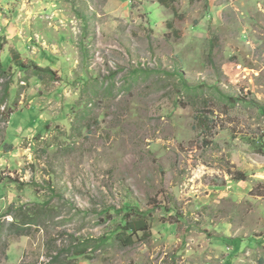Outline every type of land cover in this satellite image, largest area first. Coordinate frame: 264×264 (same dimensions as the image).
Masks as SVG:
<instances>
[{"label": "rangeland", "instance_id": "obj_1", "mask_svg": "<svg viewBox=\"0 0 264 264\" xmlns=\"http://www.w3.org/2000/svg\"><path fill=\"white\" fill-rule=\"evenodd\" d=\"M165 3L0 0V264H264V0Z\"/></svg>", "mask_w": 264, "mask_h": 264}, {"label": "trees", "instance_id": "obj_2", "mask_svg": "<svg viewBox=\"0 0 264 264\" xmlns=\"http://www.w3.org/2000/svg\"><path fill=\"white\" fill-rule=\"evenodd\" d=\"M161 1H162V4H166L165 0H161ZM190 1L193 2L195 0H190ZM2 49H3V46L0 44V53ZM11 59H12L13 66L19 69L20 71H24V72L29 71V70H26L28 67L26 68L23 62L19 60V54L15 53L13 55V58ZM1 72L5 73L6 70L4 69V64H2L0 60V73ZM34 73H35L34 76L39 77L41 74L45 72L34 69ZM234 100L237 101L236 99ZM237 180H244V176L243 178L241 177L237 178ZM111 211L112 213H110L109 210H104L102 211V215L107 216V217L109 216L111 221L115 219L114 217L119 216L120 220L114 226V229L112 230V234H111L112 236H110V238L106 240L107 242L106 241H96V242H92L91 244H86V245H85V242H80L76 245H71L64 251L58 252L56 256H52L49 264H60L61 263L60 260L63 257H69V259H73L78 256H83L86 254L87 249H89L90 247L91 248L94 247L95 249L103 248L105 245L104 242L108 243L109 245L119 244L122 247H129V246L134 245L135 243L134 238L137 237L138 234H142V236L144 237L151 236V227H150L149 222L151 219V214L153 213L152 211L143 212L139 210L138 208H132L130 206H126L119 210L113 209ZM9 215L14 218V224H12L13 227L16 225H19L18 222L20 221V219H24V217L19 216L13 212H11ZM32 217L33 216H31V218ZM31 221L34 222L35 220H31ZM24 225L27 226L31 224L24 223ZM19 226L21 227L20 229L24 227L23 224H20ZM221 242H224L225 245H230L233 241L221 240ZM235 244L237 245L238 242L237 243L235 242Z\"/></svg>", "mask_w": 264, "mask_h": 264}]
</instances>
